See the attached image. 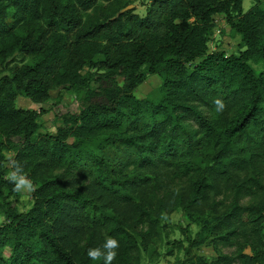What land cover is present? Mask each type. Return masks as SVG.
Returning a JSON list of instances; mask_svg holds the SVG:
<instances>
[{
    "label": "trees",
    "instance_id": "1",
    "mask_svg": "<svg viewBox=\"0 0 264 264\" xmlns=\"http://www.w3.org/2000/svg\"><path fill=\"white\" fill-rule=\"evenodd\" d=\"M242 1L146 0L140 14L128 0H0V264H104L87 251L109 237L112 264H135L134 228L167 206L150 190L171 170L188 180L194 244L236 248L193 264H264V70L248 64L264 61V0ZM215 14L237 54L208 50ZM17 55L30 59L10 66ZM149 75L160 83L136 97ZM53 90L78 108L41 132L17 97ZM12 159L35 185L25 211L4 179Z\"/></svg>",
    "mask_w": 264,
    "mask_h": 264
},
{
    "label": "rangeland",
    "instance_id": "2",
    "mask_svg": "<svg viewBox=\"0 0 264 264\" xmlns=\"http://www.w3.org/2000/svg\"><path fill=\"white\" fill-rule=\"evenodd\" d=\"M126 8L134 9L142 14L146 0H128ZM253 3V0H243L242 9L246 11ZM209 51L221 50L227 55L237 54L243 47L239 34L231 30L223 14L213 16L212 28L207 41ZM28 56H15L10 66L20 65L28 61ZM253 71L258 74L264 70V61L259 63L248 62ZM10 68L0 66V77L9 74ZM160 83L156 75H149L135 90L134 95L143 98L152 92ZM58 95V90L50 92L49 99L43 104L30 101V99L18 96L16 105L22 108H34L39 112V131L54 132L59 121L55 115L66 111H77L78 102L73 94L62 92ZM8 156L11 153H8ZM9 165V162L6 163ZM188 180L180 172L171 170L167 176L155 185V189L150 190L154 197L164 199L167 204L160 211L155 221L144 223L134 228L137 236L139 251L136 254L138 261L135 264H193L196 256H203L211 259L219 254L231 255L235 253V246H223L220 243L211 241L195 245L196 234L199 226L192 222L188 213L183 209L179 201L186 197ZM225 199L224 195L219 197ZM32 198L29 193H19L16 207L20 211H25L31 205ZM2 217L0 216V222ZM233 264H236L233 262Z\"/></svg>",
    "mask_w": 264,
    "mask_h": 264
},
{
    "label": "clouds",
    "instance_id": "3",
    "mask_svg": "<svg viewBox=\"0 0 264 264\" xmlns=\"http://www.w3.org/2000/svg\"><path fill=\"white\" fill-rule=\"evenodd\" d=\"M215 105V111L222 113L226 105L222 99L216 98L213 101ZM9 183L13 185V191L17 193H31L35 191V185L33 181L25 174L24 168L21 164L12 159L10 162V171L4 177ZM119 247V242L114 237L106 239L101 248H90L87 251V256L93 261L103 260L104 264H112L116 259V249Z\"/></svg>",
    "mask_w": 264,
    "mask_h": 264
}]
</instances>
